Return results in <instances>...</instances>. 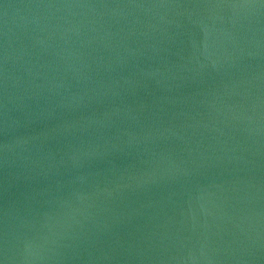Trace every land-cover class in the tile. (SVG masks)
Wrapping results in <instances>:
<instances>
[{
  "label": "water",
  "instance_id": "obj_1",
  "mask_svg": "<svg viewBox=\"0 0 264 264\" xmlns=\"http://www.w3.org/2000/svg\"><path fill=\"white\" fill-rule=\"evenodd\" d=\"M0 264H264V0H0Z\"/></svg>",
  "mask_w": 264,
  "mask_h": 264
}]
</instances>
